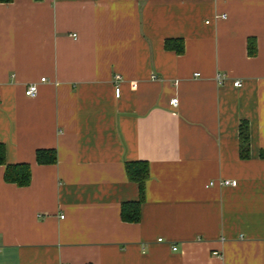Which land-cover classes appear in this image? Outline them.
Listing matches in <instances>:
<instances>
[{"label": "crops", "instance_id": "0c3cea01", "mask_svg": "<svg viewBox=\"0 0 264 264\" xmlns=\"http://www.w3.org/2000/svg\"><path fill=\"white\" fill-rule=\"evenodd\" d=\"M0 142V264H264V0L0 1Z\"/></svg>", "mask_w": 264, "mask_h": 264}, {"label": "trees", "instance_id": "16d2710c", "mask_svg": "<svg viewBox=\"0 0 264 264\" xmlns=\"http://www.w3.org/2000/svg\"><path fill=\"white\" fill-rule=\"evenodd\" d=\"M8 2L11 0H0ZM173 40L167 39L165 47H177L180 50V44L175 46L172 44ZM239 139H240V153L241 156H247L249 133L245 122L239 125ZM36 161L39 164H51L56 161V153L54 149H37ZM264 158V150L260 153ZM0 164L5 166L3 178L6 182L15 183L19 186L27 185L31 177V167L29 163H7L5 161V147L0 142ZM125 172L129 180L136 182L138 185L139 196L138 199L132 203H124L121 207V216L126 221H138L139 206L145 198V182L149 176L148 164L144 160L126 161Z\"/></svg>", "mask_w": 264, "mask_h": 264}, {"label": "built area", "instance_id": "2783aa9c", "mask_svg": "<svg viewBox=\"0 0 264 264\" xmlns=\"http://www.w3.org/2000/svg\"><path fill=\"white\" fill-rule=\"evenodd\" d=\"M115 78L118 79L119 75H116ZM44 80H45V78H41V81H44ZM234 85L238 86V85H240V82L239 81H234ZM36 92H37V83H30L29 85H27V87L25 89V95L32 96ZM119 93H120L119 87L116 86L115 87V95L117 96V95H119ZM176 100L177 99L174 98V99L171 100V102L172 103H176ZM209 184L213 185V184H215V182L211 181ZM217 184L220 185V186H227V185L235 186L237 184V181L236 180H232V179L222 178V179H218ZM60 217H63V215H60ZM158 241H162V239L158 238ZM172 249L176 250V246H173ZM214 254L218 255L217 252H214Z\"/></svg>", "mask_w": 264, "mask_h": 264}]
</instances>
